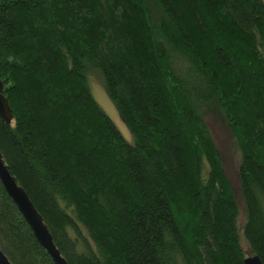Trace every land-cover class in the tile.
I'll list each match as a JSON object with an SVG mask.
<instances>
[{
    "label": "trees",
    "instance_id": "trees-1",
    "mask_svg": "<svg viewBox=\"0 0 264 264\" xmlns=\"http://www.w3.org/2000/svg\"><path fill=\"white\" fill-rule=\"evenodd\" d=\"M0 80L1 155L67 264H264V0H0ZM210 108L240 154L242 226ZM0 248L54 264L1 184Z\"/></svg>",
    "mask_w": 264,
    "mask_h": 264
},
{
    "label": "rangeland",
    "instance_id": "rangeland-1",
    "mask_svg": "<svg viewBox=\"0 0 264 264\" xmlns=\"http://www.w3.org/2000/svg\"><path fill=\"white\" fill-rule=\"evenodd\" d=\"M88 78L90 92L94 100L97 102L101 110L113 122L125 142L133 144L134 138L130 133L129 129L127 128L126 124L121 119L115 106L107 97L103 87L102 79L100 78L98 73L91 72L89 73ZM205 118L215 146L221 156L223 169L225 171L226 177L237 200L240 212L239 223L242 226L245 221V213L243 203L240 197L239 181L237 174L238 166L240 163V154L236 149L234 139L231 133L229 132L226 122L221 113H219L214 108H210L209 110H207V112L205 111ZM245 248L247 247L245 246Z\"/></svg>",
    "mask_w": 264,
    "mask_h": 264
},
{
    "label": "water",
    "instance_id": "water-1",
    "mask_svg": "<svg viewBox=\"0 0 264 264\" xmlns=\"http://www.w3.org/2000/svg\"><path fill=\"white\" fill-rule=\"evenodd\" d=\"M0 120L5 124H10L13 120V113L8 100L4 97V85L0 80ZM0 184L6 195L12 201L28 227L30 228L36 242L42 247L54 264H67L61 256L52 236L45 225L41 215L38 213L33 203L22 187L17 184L7 166L4 163L0 152ZM0 264H11L0 248ZM243 264H262L258 256H247Z\"/></svg>",
    "mask_w": 264,
    "mask_h": 264
}]
</instances>
